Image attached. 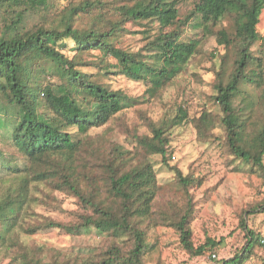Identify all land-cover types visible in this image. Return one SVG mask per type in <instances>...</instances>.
I'll list each match as a JSON object with an SVG mask.
<instances>
[{
    "label": "trees",
    "instance_id": "1",
    "mask_svg": "<svg viewBox=\"0 0 264 264\" xmlns=\"http://www.w3.org/2000/svg\"><path fill=\"white\" fill-rule=\"evenodd\" d=\"M106 4L104 0H81L62 10L64 13L52 26L27 27L26 19L32 13L50 11L51 0H0V129L11 128L9 144L16 150L11 156L18 159L22 155L30 162H41L55 153L75 154L82 147V139L75 140L59 123L88 133L137 102L125 91L111 89L97 78L98 74L81 67L97 65L105 74H123L144 81L151 96H157L180 74L179 67L184 70L198 51L196 47L186 51L180 46L187 28L202 29L204 35H217L220 45L236 49L229 77H223L221 71L217 74L213 99L221 113L205 109L192 119L187 107L180 106L170 124L165 119L161 125L152 124V134L135 135L134 142L143 152L137 153V156L141 154L137 163L129 156L132 151L118 146L107 173V185L114 197L111 204L89 196L71 173L59 169L38 171L33 179L69 190L85 210H92V213H76V220L70 223L50 219L43 228L80 234L93 227L114 237L129 238L132 244L128 251L115 244L101 260L95 259L96 264H150L154 245L148 240V229L159 224L174 228L183 249L190 255H209L219 248L220 242L208 238L196 246L191 227L194 204L190 191L201 187L203 179L184 175L179 167H172L178 185L186 192L187 202L184 206L168 205L156 217L154 204L162 186L150 157L161 155L162 163L169 166V157L173 155L169 150V126L192 120L206 131L218 121L225 130L226 146L231 154L264 177V118L254 127L253 135L249 132L257 105L264 109V36L258 31L264 0H196L188 15L181 13L180 0H124L113 7L114 12ZM95 10H98V22L90 27L77 25L82 14L90 15ZM225 20L230 21L229 26L224 25ZM129 22L157 24L155 33L153 28L141 31L146 34L147 43L137 51L118 45L123 33L129 30ZM68 38L76 43L77 53L72 57L64 52L67 48L64 40ZM260 40L263 44L255 49ZM94 50L101 51L98 61H85L83 54ZM108 56L115 58L116 63L110 65ZM56 66L71 71V78L56 86L33 82L37 68L47 71ZM42 92L45 100L41 99ZM5 170L11 176L21 171L5 149L0 148V173L3 172L0 176L5 177ZM28 194V178L14 191L0 194V252L13 240L12 232L19 225L21 207ZM259 210L264 211V203ZM39 228L27 230L32 233ZM243 228L247 238L244 247L233 257L212 264H244L255 254L257 246H264L261 233L248 226L246 217Z\"/></svg>",
    "mask_w": 264,
    "mask_h": 264
},
{
    "label": "rangeland",
    "instance_id": "2",
    "mask_svg": "<svg viewBox=\"0 0 264 264\" xmlns=\"http://www.w3.org/2000/svg\"><path fill=\"white\" fill-rule=\"evenodd\" d=\"M79 1L81 0H51L49 12L32 13L25 25L52 26L59 21L64 13L62 10ZM104 1L111 9L124 0ZM195 2L196 0H180L181 13L188 15L192 12ZM112 11H115L114 8ZM97 14L98 10L90 15L82 14L77 25L92 26L99 21ZM107 14L110 18L111 14ZM224 25L229 26L230 21L225 20ZM127 28L129 30L123 33L118 45L137 51L147 43L146 34L141 31L153 28L152 33H155L157 24L129 22ZM187 30L180 46L186 51L196 47L198 51L184 70L179 67L180 74L157 96H151L144 81L133 80L123 74H105L97 65L81 67L84 71L98 74L97 78L111 89H121L137 102L118 113L106 125L94 127L88 133H81L65 123H59L62 129L72 133L75 140L82 139V147L77 153H55L46 156L41 162H30L22 155L15 159L11 153L16 154V150L9 144L11 128L6 126L0 129V148L5 149L6 154L21 169L16 176H11L5 170V177L0 176V194L3 191L5 194L14 191L25 178L29 179V194L21 207L19 225L12 232L13 240L8 241L0 252V264H96L95 259L101 260L104 253L115 244L125 252L129 250L132 243L127 236L114 237L93 227L80 234L43 228V224L50 219L70 223L76 220V213H92V210H85L69 190H62L48 181L33 179L38 171L59 169L63 173H71L89 196H94L104 204H111L114 197L107 185V173L118 146L132 151L129 156L137 163L143 152L134 142L135 135L152 134V124L161 125L165 119L170 124L180 106L187 107L192 119L201 115L205 109L214 114L219 113L220 108L213 99L217 74L221 71L223 77H229L233 71L236 49L220 45L217 35H204L202 29L188 27ZM258 31L264 36V10ZM64 43H67L64 52L70 57L77 53L73 39L68 38ZM261 44L263 40L259 41L255 49ZM100 55V50H94L84 53L83 58L88 62H96ZM107 61L110 65L116 63L112 56H108ZM70 78L71 71L60 66L47 71L37 68L33 82L36 85L56 86ZM45 97L42 92L41 99L45 100ZM253 117L252 127L249 128L251 135L255 132L254 127L264 118L261 105H257ZM168 134L171 139L169 150L176 158L173 155L169 157V166H166L162 163L161 155L150 157L162 186L154 204L155 216L158 217L161 211L168 209V205H186V192L178 185L175 170L172 169L179 167L184 175L203 179L201 187L190 191L194 204L191 227L195 245L205 243L208 238L216 239L220 245L209 255L192 256L183 249L179 233L174 228L159 224L148 229V240L154 245L149 263L212 264L223 258L233 257L246 244L244 217L250 228L261 233L264 242V211L259 210L264 203V177L231 154L226 146L223 126L217 121L210 130L205 131V127L199 128L195 121L187 120L181 125L169 126ZM138 152L141 154L137 156ZM2 174L3 172L0 173ZM35 226L40 228L28 233L27 229ZM214 253L217 254L216 258L213 257ZM244 264H264V246H257L255 254Z\"/></svg>",
    "mask_w": 264,
    "mask_h": 264
},
{
    "label": "built area",
    "instance_id": "3",
    "mask_svg": "<svg viewBox=\"0 0 264 264\" xmlns=\"http://www.w3.org/2000/svg\"><path fill=\"white\" fill-rule=\"evenodd\" d=\"M173 158L175 159V158H176V156H175V155H173ZM213 257H216V254H213Z\"/></svg>",
    "mask_w": 264,
    "mask_h": 264
}]
</instances>
